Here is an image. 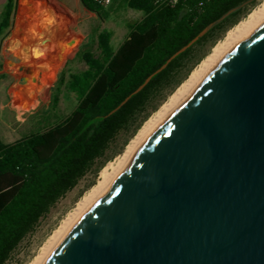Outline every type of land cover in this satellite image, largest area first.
Segmentation results:
<instances>
[{"label": "water", "instance_id": "obj_1", "mask_svg": "<svg viewBox=\"0 0 264 264\" xmlns=\"http://www.w3.org/2000/svg\"><path fill=\"white\" fill-rule=\"evenodd\" d=\"M45 264H264V23L135 150Z\"/></svg>", "mask_w": 264, "mask_h": 264}, {"label": "trees", "instance_id": "obj_2", "mask_svg": "<svg viewBox=\"0 0 264 264\" xmlns=\"http://www.w3.org/2000/svg\"><path fill=\"white\" fill-rule=\"evenodd\" d=\"M79 2L104 22L103 7L94 0ZM125 4L142 17L127 25L117 48L110 45L112 32H97L74 54L83 64L81 70L65 75L60 71L66 61L61 64L49 110L34 119L33 129L11 143L0 139V264L10 260L81 180L88 175L96 178L122 153L215 43L256 7L257 0H125ZM15 8L16 0H5L0 42L9 34ZM45 13L55 15L57 10L47 5ZM210 24L205 34L131 94ZM60 94L75 101L63 118L55 112ZM94 184L91 181L86 189Z\"/></svg>", "mask_w": 264, "mask_h": 264}, {"label": "rangeland", "instance_id": "obj_3", "mask_svg": "<svg viewBox=\"0 0 264 264\" xmlns=\"http://www.w3.org/2000/svg\"><path fill=\"white\" fill-rule=\"evenodd\" d=\"M263 1L264 0H257L256 7ZM3 2L4 0H0V12L3 8ZM18 4L19 0H16V8L12 17L9 34L0 42V75H4V78L0 79V139L4 143L14 142L25 135L33 129L34 119L38 115L49 110L51 95L54 92L61 69L60 66L63 62L66 61L60 72H63L65 75L70 71L76 72L83 68V64L74 57V52L77 48L90 43L97 32L107 30L112 32L110 45L113 49H116L126 36L127 25L142 17L141 12L128 8L125 4V0H115L109 7L104 8L101 13L104 22H101L94 14H90L85 10L79 0L27 1V8L32 11L33 14L42 12L45 4L57 6L60 13L58 16L59 21L68 22L67 26L71 33V38L74 39V37H76L74 43L64 55L60 65L58 62L55 64L56 60H50L47 63L37 65V67H34L29 73L31 79L28 78L30 80L27 82L28 79L24 78V76L16 78V76L7 69L6 63L7 57H9L12 52V47L8 38L14 27ZM247 15L239 22L243 21ZM227 32L215 43V45L224 39ZM213 47L208 52L207 56L211 53ZM11 57L12 58L9 59L10 61L16 59L14 55ZM198 65L199 64H197L194 69ZM37 71H41L39 75L36 74ZM23 82L27 84L21 86ZM59 97L55 112L59 118H63L73 109L75 101L67 97V95L63 96L60 94ZM97 177L94 178L91 175L86 176L72 191L62 198L50 213L40 221L35 232L28 235L20 243L19 247L15 250L6 264H28L37 254L40 246L48 236L57 228L62 219H64L75 207L77 201L90 189H86L87 185L93 180L96 183Z\"/></svg>", "mask_w": 264, "mask_h": 264}, {"label": "bare ground", "instance_id": "obj_4", "mask_svg": "<svg viewBox=\"0 0 264 264\" xmlns=\"http://www.w3.org/2000/svg\"><path fill=\"white\" fill-rule=\"evenodd\" d=\"M51 18L52 15L49 13L43 14L41 18L43 27L47 28L52 24ZM263 23L264 1L254 8L243 21L239 22L227 32L224 39L213 47L211 53L191 71L187 79L142 125L135 136L125 146L123 152L100 170L96 183L77 201L75 207L62 219L57 228L48 236L40 246L37 254L28 264H45L74 220L105 190L135 150L191 95L194 88L213 65L221 60L236 45L256 31Z\"/></svg>", "mask_w": 264, "mask_h": 264}, {"label": "crops", "instance_id": "obj_5", "mask_svg": "<svg viewBox=\"0 0 264 264\" xmlns=\"http://www.w3.org/2000/svg\"><path fill=\"white\" fill-rule=\"evenodd\" d=\"M27 1L19 0L14 27L8 38L12 47V52L9 57H7L6 63L7 69L14 74L16 78L24 76L26 79H31L29 73L39 64L47 63L50 60H56L55 64L58 62L60 65L64 55L74 43L76 37H74V39L71 38V33L67 26L68 22L59 21L58 16L60 13L57 6L51 5L57 10V13L52 15V24L45 28L41 23V18L47 4L44 5V10L42 12L33 14L32 11L27 8ZM4 3L5 0L3 5ZM89 13L93 14L91 12ZM13 55L16 59L10 61L9 59L12 58L11 56ZM40 72L37 71L36 74L39 75ZM30 79H28L27 82H29ZM26 84V82L25 84L23 82L21 86H25Z\"/></svg>", "mask_w": 264, "mask_h": 264}, {"label": "built area", "instance_id": "obj_6", "mask_svg": "<svg viewBox=\"0 0 264 264\" xmlns=\"http://www.w3.org/2000/svg\"><path fill=\"white\" fill-rule=\"evenodd\" d=\"M98 6L100 7H103V8H106V7H109L113 0H94Z\"/></svg>", "mask_w": 264, "mask_h": 264}]
</instances>
